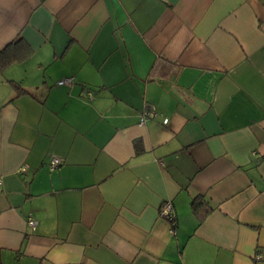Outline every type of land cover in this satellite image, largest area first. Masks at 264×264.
Wrapping results in <instances>:
<instances>
[{
  "label": "crops",
  "instance_id": "crops-1",
  "mask_svg": "<svg viewBox=\"0 0 264 264\" xmlns=\"http://www.w3.org/2000/svg\"><path fill=\"white\" fill-rule=\"evenodd\" d=\"M0 264H264V0H0Z\"/></svg>",
  "mask_w": 264,
  "mask_h": 264
},
{
  "label": "built area",
  "instance_id": "built-area-1",
  "mask_svg": "<svg viewBox=\"0 0 264 264\" xmlns=\"http://www.w3.org/2000/svg\"><path fill=\"white\" fill-rule=\"evenodd\" d=\"M59 84H69L71 83V79L70 78H67V79H62L60 81H58ZM87 94L90 96L91 95V92L90 91H87ZM155 112L154 111H151V110H145L141 113L140 115V124L147 118V117H150L152 115H154ZM163 121L166 122L167 121V118H163ZM60 158L59 157H56V156H53L51 157L49 163H48V166L50 169H53L54 167H56L57 165L60 164ZM160 215L164 218H166L167 220H172L173 219V211H172V205L170 203V201H165L161 207V210H160ZM35 219L32 218V216H28L27 217V223L32 227L34 228L35 227Z\"/></svg>",
  "mask_w": 264,
  "mask_h": 264
},
{
  "label": "trees",
  "instance_id": "trees-1",
  "mask_svg": "<svg viewBox=\"0 0 264 264\" xmlns=\"http://www.w3.org/2000/svg\"><path fill=\"white\" fill-rule=\"evenodd\" d=\"M17 87V86H16ZM18 89H22V88H19V87H17ZM48 168H49V166H48ZM50 169V168H49ZM205 200H203V201H201V199H200V197H194L193 199H192V201H191V205H192V209L195 211V212H198L199 211V206L201 205V204H205ZM211 208V206H208L207 208L205 207V205H204V207L200 210V211H203V214H199V216H200V220H202L203 218H204V215H205V213H207L208 211H209V209ZM170 222H172V223H174L173 221H174V217H173V219L172 220H169Z\"/></svg>",
  "mask_w": 264,
  "mask_h": 264
}]
</instances>
